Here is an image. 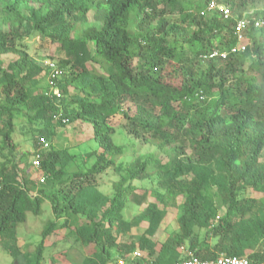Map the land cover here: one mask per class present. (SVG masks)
<instances>
[{
  "label": "trees",
  "instance_id": "trees-1",
  "mask_svg": "<svg viewBox=\"0 0 264 264\" xmlns=\"http://www.w3.org/2000/svg\"><path fill=\"white\" fill-rule=\"evenodd\" d=\"M212 1L231 16L209 10ZM260 5L264 0H0V151L8 152L0 164V246L19 264H43L46 239L68 229L90 252L83 264H115L117 255L136 252L139 264H175L186 259L178 253L185 244L202 260L226 255L263 264L264 208L257 197L241 195L264 194V26L247 28L244 52L208 57L237 45V19L264 21ZM32 37L62 55L56 59L54 50L36 60L22 48ZM46 61L61 72L53 82ZM45 77L52 84L43 87ZM17 114L41 125L33 141L43 153L37 178L29 154L13 143ZM116 117L170 160L140 155L105 194L98 176L125 150L113 141ZM77 121L91 125L98 151L83 164L59 147L43 152L41 138ZM152 175L165 193L128 221L129 205L146 204L147 190L135 182ZM45 201L53 217L35 249L22 250L18 229L41 214ZM180 206V233L154 241ZM144 221L149 227L136 243H118ZM210 237L217 239L213 248Z\"/></svg>",
  "mask_w": 264,
  "mask_h": 264
},
{
  "label": "rangeland",
  "instance_id": "rangeland-1",
  "mask_svg": "<svg viewBox=\"0 0 264 264\" xmlns=\"http://www.w3.org/2000/svg\"><path fill=\"white\" fill-rule=\"evenodd\" d=\"M257 11H264L263 5H260ZM249 14H253L250 11ZM176 16V14L174 15ZM176 18V17H173ZM89 19L92 21L93 13L89 14ZM263 21V20H262ZM264 22V21H263ZM22 48L27 50L29 55L36 60H41L50 58L54 56L55 48L50 45V43L43 41L39 37H32L22 42ZM56 52V50H55ZM62 55L59 51L56 52L55 58L58 59ZM9 60L4 59L2 63L4 66L8 64ZM48 63V61H46ZM43 73L41 76H44ZM47 77H45L42 82V86H47L48 83ZM77 91H72V94H75ZM3 100L2 95H0V101ZM135 109H132L133 114ZM125 121L121 117H116L112 119L111 124L115 128V134L113 135V141L117 145L125 146L124 154L116 157V163L109 169L106 173H103L98 176L99 189L105 194L111 193V188L113 182L119 179L121 173H124V169L137 157L140 155H145L149 153H157V149L154 146L146 144L141 140L134 138V136L128 134L125 128ZM15 133L13 135V143L18 146L17 153L20 155L22 153L29 154L26 161L27 165H30V174L39 177L38 173L40 169L35 167L33 164L38 155L42 156V150L40 147L36 148L34 145V135L40 131L41 125L32 124L28 121L27 115L17 114L14 118ZM92 132L91 125L86 122L77 121L75 123L69 124L66 127L57 128L56 135L52 139L46 140L48 146H44L43 152H47L51 146L59 147L64 150H68L70 154H76V162L83 164L89 159V155L93 154L94 151H98L97 144L90 139ZM1 145V137H0ZM189 152V151H188ZM7 150L3 152L0 151V164L5 161L4 155H7ZM158 154V153H157ZM160 162L166 164L169 162L170 157L165 154H158ZM94 158L89 162L92 164ZM24 163L21 165L23 166ZM120 167L121 170L117 168ZM41 182V181H40ZM135 184L141 186L147 190L146 204H143L142 207H135L134 205H129L125 211V218L128 221L133 220L135 216L140 214L147 205L156 203L158 197L165 193V186L161 183V180L152 175L149 179H144ZM244 196H254L260 200V207L264 208V194L254 193L252 190L247 191L241 195V198ZM179 204L182 203V200L178 201ZM183 208L180 206L177 213L171 212L167 214L165 219L162 221L158 232L154 237V241L161 243L165 241L169 236H176L180 233L179 224L177 219L182 215ZM223 211H221V214ZM52 209L49 201H45L42 204V212L40 215L35 216L30 214L28 220L25 224L21 225L18 229V246L20 249L26 251H33L35 247L41 242V233L48 220L52 219ZM149 227L147 221L142 222L138 227H132L129 232L123 233L120 236L118 243L119 244H132L136 243L140 236L145 232ZM68 229H61L54 232L48 239L45 241V253L43 264H83L85 258L90 256V252L87 248H84L80 242H76L74 236H67ZM203 234V232H201ZM211 248L216 244L217 239L207 238L206 240ZM27 245L29 247H27ZM178 253L181 256L186 257L188 253H191L188 244L180 246L178 248ZM112 254L116 256L118 254V249H112ZM19 261V260H18ZM8 251H6L2 246H0V264H19ZM109 264H113L112 262Z\"/></svg>",
  "mask_w": 264,
  "mask_h": 264
},
{
  "label": "built area",
  "instance_id": "built-area-1",
  "mask_svg": "<svg viewBox=\"0 0 264 264\" xmlns=\"http://www.w3.org/2000/svg\"><path fill=\"white\" fill-rule=\"evenodd\" d=\"M215 9H219L222 12L225 19H228L231 16L230 9H228L227 7L219 6L215 1H212L209 5V10H215ZM249 24H250V20L247 18H243V19H240L237 21L236 34H237V37H238L240 44L243 42V39H244L243 32L245 31L247 25H249ZM255 25L257 27H259L261 25V23L258 21L255 23ZM240 44L238 47L232 49L231 52L235 53L239 50L244 51L246 49L245 46L240 45ZM218 55H220L223 59H225L227 57V53H225V52H222V53L215 52L210 56V58H214ZM47 65L52 68V76H51V81H52V79L59 76L61 74V72L51 62H49ZM52 82H51V84H52ZM54 94H56L58 96L60 95V92L57 88L54 89ZM40 143L43 145L42 147L48 146L45 139L41 138ZM39 158H40V156L38 155L36 157V160L33 163L35 165V167H37V168L40 165V161H39L40 159ZM141 257H142V255L140 252H136L132 256L120 254V255H117L115 257V264H139L138 259ZM147 264H153V262H149ZM175 264H252V262L246 257L237 258V257H229L226 255H220L214 260H202L201 258L195 256L193 253H188L186 256V259H184L183 261L177 262Z\"/></svg>",
  "mask_w": 264,
  "mask_h": 264
},
{
  "label": "clouds",
  "instance_id": "clouds-1",
  "mask_svg": "<svg viewBox=\"0 0 264 264\" xmlns=\"http://www.w3.org/2000/svg\"><path fill=\"white\" fill-rule=\"evenodd\" d=\"M219 6H221V5H219ZM222 6H223V5H222ZM223 7H227V6H223ZM227 8L230 9L229 7H227ZM218 10H219V9H218ZM219 11H220V10H219ZM230 11H231V10H230ZM220 13H221V15L223 16V14H222L221 11H220ZM223 18H224V16H223ZM243 18H247V16L244 15L242 18L237 19V21L240 20V19H243ZM247 19H248V18H247ZM224 20H227V19L224 18ZM249 20H250V24L247 25L245 31L243 32V34H244V38H245V32H246V30H247V28H248L251 24H254V27H255V28H260V27L264 26V22L262 21V19L259 20V19H256V18H252V19H249ZM237 21H236V26H237ZM258 21L261 23V25H260L259 27H257V26L255 25V23L258 22ZM236 26H235V36L237 37V34H236ZM243 41H244V39H243ZM239 44H240V43H239V40H238V37H237V45H236L235 47H233L232 49L238 47ZM240 45H244L243 42H242ZM244 46H245V45H244ZM232 49L229 50V51H226V50H225V51H214V52H212L208 57L210 58V56H211L213 53H215V52H218V53L225 52V53H227V57H228L229 54H234V53L231 52ZM244 51H245V50H244ZM244 51L239 50V51H237V52H244ZM235 53H236V52H235ZM217 57L222 58L220 55H218V56H216V57H214V58H217ZM227 57H226V58H227ZM226 58H225V59H226ZM210 59H213V58H210ZM222 59H223V58H222ZM225 59H223V60H225ZM49 62H51V61H48V63H49ZM48 63L46 62V66H48V65H47Z\"/></svg>",
  "mask_w": 264,
  "mask_h": 264
}]
</instances>
